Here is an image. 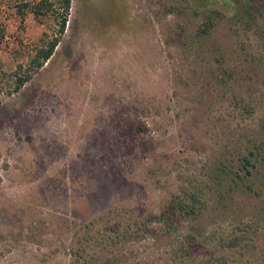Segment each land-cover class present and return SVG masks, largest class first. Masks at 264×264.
Returning a JSON list of instances; mask_svg holds the SVG:
<instances>
[{
    "label": "rangeland",
    "instance_id": "rangeland-1",
    "mask_svg": "<svg viewBox=\"0 0 264 264\" xmlns=\"http://www.w3.org/2000/svg\"><path fill=\"white\" fill-rule=\"evenodd\" d=\"M36 1L0 0V264H175L193 233L264 264V0H71L9 94L58 34Z\"/></svg>",
    "mask_w": 264,
    "mask_h": 264
},
{
    "label": "trees",
    "instance_id": "trees-1",
    "mask_svg": "<svg viewBox=\"0 0 264 264\" xmlns=\"http://www.w3.org/2000/svg\"><path fill=\"white\" fill-rule=\"evenodd\" d=\"M200 3H202V1H200ZM25 6H29L30 11L37 18L41 16H45L50 13L54 14V16L56 17V21H57L56 31L58 32V34L55 37H52L47 42H45V44L41 46L39 49H37L35 55L33 56L30 62L31 67H32L31 71L24 72L23 74L19 73V71L15 73L14 86L11 92H9V94H11L12 92H18L26 82L32 79L34 73H37L39 69L45 64V62L48 61L50 57L53 55L54 50L60 41V37L64 34L66 25L68 23V16H69V11L71 7V0H38L34 3L23 2L17 6L18 12L21 15V17L24 16L25 12L23 10V7ZM248 10L249 8L246 9V12H248ZM238 14H239V11L236 8H234L231 18H239ZM243 161L245 163H249L246 157L243 158ZM200 200L201 198L199 197L197 198V196L194 193L189 194V196L186 198V201L182 199L177 200V201L170 200L171 202L169 201L166 205L162 206L159 212V215L157 216L153 215L152 218L154 219L156 218L162 221L167 226L169 225L172 226L173 218L177 217L178 216L177 214H180V215L181 214H188V215L191 214L192 216L197 217L199 215V212L196 210L198 209L196 205H198V202L200 204L201 202ZM194 207H196V209ZM203 232H205V230H201L199 235L201 236L202 235L201 233ZM254 232L251 231V229H248L247 233L254 234ZM198 239H201V238H197L195 233L190 234L187 237L186 239L187 246L184 247V248H187V250H183V252H181L182 245L179 248H177L178 249L177 252L180 253V256L176 254L175 264H230L229 263L230 260H227L226 256L216 257L215 251L211 253V256L209 259L198 261L199 255L194 253L195 249L197 248L195 243L199 242ZM244 239L251 240L249 239L248 236H246ZM231 243H232L231 246L236 245L235 240H232ZM249 246L250 245H248V242H244V244L240 245V249H243L245 253L249 254L251 249L252 250L255 249L256 244L255 242H253L251 243V248H249ZM220 247H221V243H219L218 245H215L213 248H215V250H219ZM260 247L263 248L262 244H260ZM260 254L264 256V250L261 251ZM221 257L223 258L222 261L219 259ZM249 262L250 260H248V263Z\"/></svg>",
    "mask_w": 264,
    "mask_h": 264
}]
</instances>
